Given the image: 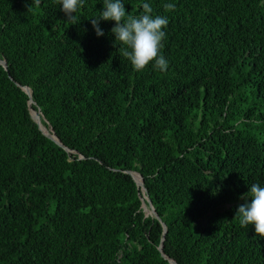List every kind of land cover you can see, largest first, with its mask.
<instances>
[{"label": "trees", "instance_id": "1", "mask_svg": "<svg viewBox=\"0 0 264 264\" xmlns=\"http://www.w3.org/2000/svg\"><path fill=\"white\" fill-rule=\"evenodd\" d=\"M123 2L168 18L166 72L97 36L103 0H0V264H264L235 217L264 187V0Z\"/></svg>", "mask_w": 264, "mask_h": 264}, {"label": "clouds", "instance_id": "2", "mask_svg": "<svg viewBox=\"0 0 264 264\" xmlns=\"http://www.w3.org/2000/svg\"><path fill=\"white\" fill-rule=\"evenodd\" d=\"M61 4V10L66 14L70 24H77L80 18L76 15L84 7L85 0H57ZM41 0H33L32 5L39 6ZM31 5V6H32ZM30 6V8H31ZM103 10L91 23L97 36H103L104 31L100 28L101 20L115 21L111 29L115 34L116 42L123 47L119 48L122 57L131 62L137 72H142L150 64L159 71L168 70L169 61L163 55L164 40L169 20L165 16L152 15V8L148 3L142 5L144 14L140 16L130 15L125 8L123 0H103ZM29 8V10H30ZM174 3L164 4L165 11H174ZM251 198L250 202L248 198ZM246 202L239 205L235 217L239 218L242 227L255 225L257 236L264 237V187L253 183L249 191L240 197Z\"/></svg>", "mask_w": 264, "mask_h": 264}, {"label": "water", "instance_id": "3", "mask_svg": "<svg viewBox=\"0 0 264 264\" xmlns=\"http://www.w3.org/2000/svg\"><path fill=\"white\" fill-rule=\"evenodd\" d=\"M0 64H1L4 68H6V62H5V60H1V59H0ZM26 88H28V87H25V86L22 87V89H23V90H24L29 96H31V95H30V94H31V90L29 89V92H28ZM31 103H34V101L30 98L29 101H28V105L30 106ZM29 108H30V107H29ZM30 110H32V109L30 108ZM30 114H31V111H30ZM40 114H41V113H40ZM31 116H32V115H31ZM35 122H36V121H35ZM36 125H37L38 129H39V130H40L45 136L49 137L50 139L54 140L57 144H59V145L62 146V144H61V143L59 142V140L54 136V134H52V135H53V137H52L51 135H49V134L43 132V130L40 128L41 125H39L38 122H36ZM64 149H65V150H69V149L66 148V147H64ZM128 173L131 174L133 180L136 182V184H137L138 186H140L141 191L144 192V191H145V187H144L143 184H142V177L140 176V177H141V184L139 185V184L137 183V181L135 180V178L133 177L132 172L128 171ZM143 197H144V196H143ZM144 198H145V202L148 203V205L151 207V210H152V212H153V214H150V215H152V216H154V217H156V218L158 219V216H157V214H156V212H155V210H154V208H153V206H152V204H151L150 199L148 198L147 195H145ZM142 204H143V208H145V207H144V203H143V198H142ZM162 226H163V228H164V232H165V231H166V226H165L164 224H162ZM162 240H163V237H162V239H161V241H160V244H159V246H158V249L160 250V252H162V251H161V249H162ZM169 261H170L172 264H175V262H174L173 260H169Z\"/></svg>", "mask_w": 264, "mask_h": 264}, {"label": "bare ground", "instance_id": "4", "mask_svg": "<svg viewBox=\"0 0 264 264\" xmlns=\"http://www.w3.org/2000/svg\"><path fill=\"white\" fill-rule=\"evenodd\" d=\"M27 89V91L29 92V88H26ZM33 113H34V111L33 110H31ZM35 114V113H34ZM37 121L39 122V124L41 125V127H42V129L43 130H45L44 129V127L42 126V124H41V122H40V120L37 118ZM48 134V133H47ZM50 135V134H49ZM52 137H53V135H51ZM134 174L136 175V178H135V176H134ZM132 175H133V177L136 179V181H137V183L140 185V180H141V177H140V175L138 174V173H134V172H132ZM145 200V199H144ZM144 203V207L147 209L146 210V212H149L150 214H153V212L150 210V208H149V206L146 204V202L144 201L143 202Z\"/></svg>", "mask_w": 264, "mask_h": 264}, {"label": "rangeland", "instance_id": "5", "mask_svg": "<svg viewBox=\"0 0 264 264\" xmlns=\"http://www.w3.org/2000/svg\"><path fill=\"white\" fill-rule=\"evenodd\" d=\"M146 208H147V207H146ZM146 208H143V210L145 211V214H146V215H150L149 212H148V214L146 213V210H147Z\"/></svg>", "mask_w": 264, "mask_h": 264}]
</instances>
